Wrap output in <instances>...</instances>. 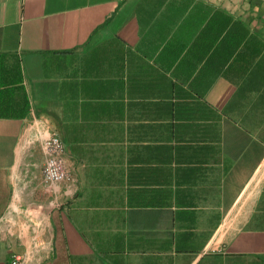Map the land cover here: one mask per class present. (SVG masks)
<instances>
[{
	"label": "crops",
	"instance_id": "1",
	"mask_svg": "<svg viewBox=\"0 0 264 264\" xmlns=\"http://www.w3.org/2000/svg\"><path fill=\"white\" fill-rule=\"evenodd\" d=\"M0 58V264H264V0H0Z\"/></svg>",
	"mask_w": 264,
	"mask_h": 264
},
{
	"label": "built area",
	"instance_id": "2",
	"mask_svg": "<svg viewBox=\"0 0 264 264\" xmlns=\"http://www.w3.org/2000/svg\"><path fill=\"white\" fill-rule=\"evenodd\" d=\"M30 144H38L44 155L42 177L44 190L49 195L51 207H61L70 194V187H62L63 182H72L73 175L65 161V145L58 134L51 130L45 122L34 119L28 137ZM20 257H15L17 263Z\"/></svg>",
	"mask_w": 264,
	"mask_h": 264
},
{
	"label": "trees",
	"instance_id": "3",
	"mask_svg": "<svg viewBox=\"0 0 264 264\" xmlns=\"http://www.w3.org/2000/svg\"><path fill=\"white\" fill-rule=\"evenodd\" d=\"M220 14H219V16H220ZM222 14H223V17L222 18L219 17V18L222 21V26L224 28H227L229 26V23H230L229 21L231 19V16L226 14V13H222ZM231 27L232 26L230 25L229 28L226 30V33H225L226 48H231L232 41H233V44H237V43L240 44L241 42L246 43L247 42L246 35L248 33L247 26H245L242 23H236L233 25V28H231ZM232 32H234L236 35H239V39H237L236 36L232 37L231 36ZM250 42H251V44L254 43L255 47L257 44V49H259V47H260V40L259 39H257L256 41L251 40ZM228 44H230V46ZM0 65H1V58H0ZM18 82H19V80L15 81V82L12 80L8 81V79L3 76L2 68L0 67V117H24L26 115L27 110H28L27 104L24 105V103H23L24 109L21 113H18L14 110L9 111V110H7V107L3 106V103L8 102L7 99H5V96L14 93V91L16 89L19 92V94L22 92L21 86L16 84ZM8 85H16V86L11 88V87H8ZM2 86H3V88H2ZM23 97H24V99L26 98L25 96H23ZM209 112H211V108H209Z\"/></svg>",
	"mask_w": 264,
	"mask_h": 264
}]
</instances>
